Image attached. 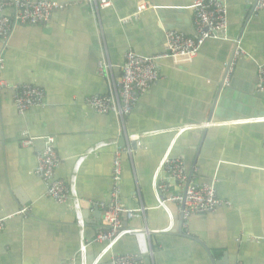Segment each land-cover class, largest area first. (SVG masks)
Wrapping results in <instances>:
<instances>
[{
  "label": "crops",
  "instance_id": "0c3cea01",
  "mask_svg": "<svg viewBox=\"0 0 264 264\" xmlns=\"http://www.w3.org/2000/svg\"><path fill=\"white\" fill-rule=\"evenodd\" d=\"M45 1L63 6L48 24L12 23L0 40V217L6 218L0 264H111L112 256L139 254V240L127 235L97 260L105 245L95 242L102 225L93 204L109 201L119 150L122 203L144 209L122 219L126 228L142 230L152 252L139 254L143 264H264V121L252 122L264 119V96L255 91L264 64V12H253L256 0H221L227 34L207 40L190 63L161 62L159 81L123 120L95 113L85 98L108 93L127 52L160 53L166 31L193 37V0H109L101 11L90 0ZM140 1L155 9L123 22ZM2 15L13 22L15 11ZM236 47L239 55L230 62ZM101 61L110 64L104 76L97 71ZM24 84L41 88L44 101L18 114L13 88ZM24 135L34 138L28 146L21 144ZM49 136L60 159L55 177L73 185L82 233L72 200L47 197L35 174L36 153ZM96 146L103 147L90 153ZM168 151L191 181L212 183L230 206L191 217L185 227L179 203L165 201L168 211L158 207L154 175ZM162 182L173 185L159 174ZM23 209L27 213L18 214Z\"/></svg>",
  "mask_w": 264,
  "mask_h": 264
},
{
  "label": "built area",
  "instance_id": "2783aa9c",
  "mask_svg": "<svg viewBox=\"0 0 264 264\" xmlns=\"http://www.w3.org/2000/svg\"><path fill=\"white\" fill-rule=\"evenodd\" d=\"M95 2V7L99 11L111 6L109 0H90ZM63 6L45 0H0V40H5L10 32L12 23L19 25L48 24L52 13ZM6 9H14L15 16L13 22L3 16ZM155 9L152 4L140 1L136 5L135 12L122 19L127 22L131 17L139 15L147 10ZM192 24L194 36H186L177 31H166L164 33V48L155 55L140 56L134 52H127L124 55L121 65V75L117 82L112 81L108 93L104 95H91L85 98V103L97 114L115 115L123 120L128 116L140 96L157 84L160 79L159 66L164 60L170 61L174 65L190 63L198 55L201 46L207 40H217L224 37L228 31V12L225 4L221 0H193L191 5ZM253 12H264V0H256L253 5ZM236 53V52H235ZM235 55V54H234ZM239 55L236 53L235 57ZM110 64L103 61L98 64V75L104 76L109 70ZM226 85H228L229 66L226 67ZM13 103L18 114H24L30 109L43 104L44 91L35 86L24 84L13 88ZM257 94L264 96V64L257 68V82L255 85ZM264 121L259 119L252 122ZM22 145H30L34 138L23 136ZM100 147L96 146L89 150L90 153ZM161 159L157 171L154 175L153 189L157 205L164 210L165 201L179 203L181 205L182 224L194 216H204L215 214L222 207H229L230 203L218 197L215 186L212 183L190 181L183 162L179 158H170L169 151ZM35 174L45 185L46 196L57 203H65L72 200L75 209L76 224L84 227L78 200L72 184L66 183L55 177V171L60 163V159L54 149V137L46 138L42 151L36 153ZM159 174H164L170 178L173 185L162 182L158 184ZM111 187L109 191V201L105 203L93 204L101 212V229L96 235L95 242L104 243L105 247L97 257L101 259L108 254L113 246L123 237L133 235L139 240V254H150L145 246L142 230L126 228L122 219L132 220L143 208L129 210L122 203L121 181L122 164L120 150L115 152L112 162ZM176 187L179 193L171 194L169 189ZM160 193L165 194V200L160 198ZM23 209L18 214H26ZM10 217V216H9ZM6 218L0 217V230ZM183 227V225H182ZM185 227V224H184ZM83 238V234H81ZM86 245L81 241L79 255L84 262ZM139 254H123L112 256L111 264H143ZM96 260V261H97ZM68 264V263H65ZM84 264V263H83ZM96 264V262L94 263ZM237 264H242L238 262Z\"/></svg>",
  "mask_w": 264,
  "mask_h": 264
},
{
  "label": "water",
  "instance_id": "95a60500",
  "mask_svg": "<svg viewBox=\"0 0 264 264\" xmlns=\"http://www.w3.org/2000/svg\"><path fill=\"white\" fill-rule=\"evenodd\" d=\"M235 52H236V51L234 50L230 62L233 60ZM122 141H123V140H120V142H119L120 145H122ZM190 181H191V178H190V176H189V177H188V183H189ZM178 230H179L178 233H179V234H182V233H181V224H180V228H179ZM209 257H210V259H211V261H212V263H213V260H212V258H211V254H210V253H209Z\"/></svg>",
  "mask_w": 264,
  "mask_h": 264
},
{
  "label": "bare ground",
  "instance_id": "6f19581e",
  "mask_svg": "<svg viewBox=\"0 0 264 264\" xmlns=\"http://www.w3.org/2000/svg\"><path fill=\"white\" fill-rule=\"evenodd\" d=\"M236 49H237V47L235 48V51H236ZM226 83V82H225ZM228 84H229V82H228Z\"/></svg>",
  "mask_w": 264,
  "mask_h": 264
},
{
  "label": "rangeland",
  "instance_id": "374dc122",
  "mask_svg": "<svg viewBox=\"0 0 264 264\" xmlns=\"http://www.w3.org/2000/svg\"><path fill=\"white\" fill-rule=\"evenodd\" d=\"M259 120V119H258ZM254 121H256V120H254ZM159 207V206H158Z\"/></svg>",
  "mask_w": 264,
  "mask_h": 264
}]
</instances>
